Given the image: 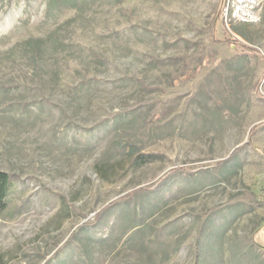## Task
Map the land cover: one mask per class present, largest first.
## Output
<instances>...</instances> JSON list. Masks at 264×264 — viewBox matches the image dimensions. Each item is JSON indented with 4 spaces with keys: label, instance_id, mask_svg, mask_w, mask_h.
<instances>
[{
    "label": "rangeland",
    "instance_id": "1",
    "mask_svg": "<svg viewBox=\"0 0 264 264\" xmlns=\"http://www.w3.org/2000/svg\"><path fill=\"white\" fill-rule=\"evenodd\" d=\"M0 168V264H264V0H0Z\"/></svg>",
    "mask_w": 264,
    "mask_h": 264
},
{
    "label": "trees",
    "instance_id": "2",
    "mask_svg": "<svg viewBox=\"0 0 264 264\" xmlns=\"http://www.w3.org/2000/svg\"><path fill=\"white\" fill-rule=\"evenodd\" d=\"M54 1L55 0H48V4L50 5L54 3ZM12 179H13V174L10 171L0 168V209H2L5 206L4 197L7 193L8 185Z\"/></svg>",
    "mask_w": 264,
    "mask_h": 264
}]
</instances>
